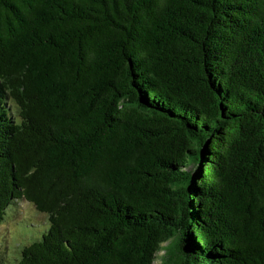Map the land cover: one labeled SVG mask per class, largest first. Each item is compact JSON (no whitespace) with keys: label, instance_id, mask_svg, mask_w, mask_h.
<instances>
[{"label":"trees","instance_id":"1","mask_svg":"<svg viewBox=\"0 0 264 264\" xmlns=\"http://www.w3.org/2000/svg\"><path fill=\"white\" fill-rule=\"evenodd\" d=\"M21 202L7 264H264V0H0Z\"/></svg>","mask_w":264,"mask_h":264},{"label":"rangeland","instance_id":"2","mask_svg":"<svg viewBox=\"0 0 264 264\" xmlns=\"http://www.w3.org/2000/svg\"><path fill=\"white\" fill-rule=\"evenodd\" d=\"M46 222V215L36 212L26 202L10 210L0 224V264H7L22 246L38 238Z\"/></svg>","mask_w":264,"mask_h":264}]
</instances>
